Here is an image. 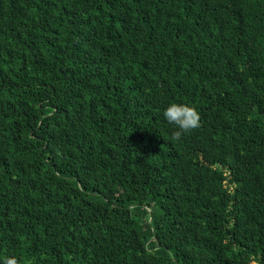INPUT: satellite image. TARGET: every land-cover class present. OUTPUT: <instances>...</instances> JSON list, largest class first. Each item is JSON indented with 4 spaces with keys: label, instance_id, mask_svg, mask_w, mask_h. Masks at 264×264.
<instances>
[{
    "label": "trees",
    "instance_id": "trees-1",
    "mask_svg": "<svg viewBox=\"0 0 264 264\" xmlns=\"http://www.w3.org/2000/svg\"><path fill=\"white\" fill-rule=\"evenodd\" d=\"M11 259L264 264V0H0Z\"/></svg>",
    "mask_w": 264,
    "mask_h": 264
},
{
    "label": "clouds",
    "instance_id": "clouds-1",
    "mask_svg": "<svg viewBox=\"0 0 264 264\" xmlns=\"http://www.w3.org/2000/svg\"><path fill=\"white\" fill-rule=\"evenodd\" d=\"M165 119L176 126L172 139L180 140L181 137L201 126V114L195 106L185 103H172L164 111ZM6 264H16L15 259L8 260Z\"/></svg>",
    "mask_w": 264,
    "mask_h": 264
}]
</instances>
